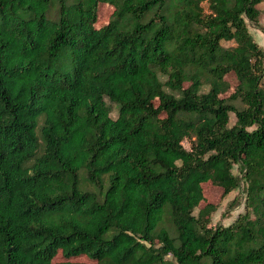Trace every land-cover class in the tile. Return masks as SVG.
Returning <instances> with one entry per match:
<instances>
[{
  "label": "trees",
  "instance_id": "trees-1",
  "mask_svg": "<svg viewBox=\"0 0 264 264\" xmlns=\"http://www.w3.org/2000/svg\"><path fill=\"white\" fill-rule=\"evenodd\" d=\"M259 1L0 0V264H264Z\"/></svg>",
  "mask_w": 264,
  "mask_h": 264
},
{
  "label": "rangeland",
  "instance_id": "rangeland-1",
  "mask_svg": "<svg viewBox=\"0 0 264 264\" xmlns=\"http://www.w3.org/2000/svg\"><path fill=\"white\" fill-rule=\"evenodd\" d=\"M203 5H205L203 3ZM258 8V20L256 23H253L245 18V22L247 24L248 29L251 32L253 39L261 45L264 51V32L261 30V27H264V0H261L257 3ZM110 12V6L106 4H100L97 10V23H101L106 19ZM227 43L228 42H224ZM225 78L229 82L230 85H234L236 83V79L231 73H227ZM262 82L264 84V76L262 78ZM106 102L110 107V115L114 116L116 114V104L109 101L105 98ZM234 121V115L231 111L228 112V124H231ZM182 146L184 148L189 147V140L187 138H183L181 140ZM231 171L239 177L238 185L236 188L227 192L226 194H222L220 186L213 184L210 181H203L200 183L202 190V199L198 203V207L202 206L207 202H211L215 205L214 210L210 213L209 222L214 225L216 223H220L222 225L229 224L238 213L244 210V195H245V183L241 177V172L238 170V167L234 164L231 168ZM197 207V206H196ZM196 209H193V213H196ZM77 260V261H88V257L84 254L72 256L65 258L60 252H57L52 257V261L55 264H60L61 261L64 260Z\"/></svg>",
  "mask_w": 264,
  "mask_h": 264
}]
</instances>
